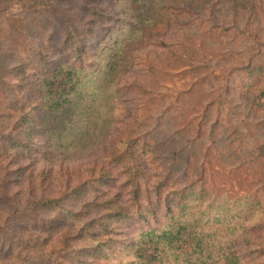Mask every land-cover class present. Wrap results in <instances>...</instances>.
I'll list each match as a JSON object with an SVG mask.
<instances>
[{
	"label": "trees",
	"instance_id": "trees-1",
	"mask_svg": "<svg viewBox=\"0 0 264 264\" xmlns=\"http://www.w3.org/2000/svg\"><path fill=\"white\" fill-rule=\"evenodd\" d=\"M183 1L191 4L203 0H171L168 10L172 15H180L178 11L185 9L179 5ZM232 1L245 18L264 4ZM46 2L0 0V13L41 7ZM75 2L74 11L50 5L63 36L56 32L47 35L43 45L16 70V92L22 90L31 101L7 104L8 124L0 127V252L13 248L18 252H48L68 261L83 254L90 261L82 264H101V259L110 264L104 251L105 237L111 233L112 220L124 217L128 208L113 187L122 177L129 203L137 205L142 200L141 155L155 154L154 138L138 135L133 120L105 163L63 171L62 179L50 171L30 169L26 158L38 139L49 158L80 153L105 135L114 75L128 64L136 41L155 23L164 24L166 0H110V6L101 5L100 0ZM108 10H113V17ZM110 18L115 26L109 27L89 53L90 35L97 34ZM255 21L259 20L245 22L243 38L248 49L238 68L249 76L245 93L254 107L263 110L264 60L254 51L264 45V25L254 27ZM64 49L71 50L73 62L48 59L49 52ZM30 63L34 64L33 71L28 69ZM254 77L259 81L254 83ZM260 149L249 151V155L253 174L263 186ZM193 184L167 190L176 201L163 199L165 223L142 231L136 242L125 246L131 258L119 264H243L246 260L264 264V195L232 196L208 184ZM154 185L152 192L163 195L166 181L158 176ZM237 242L244 244V255L236 251Z\"/></svg>",
	"mask_w": 264,
	"mask_h": 264
},
{
	"label": "rangeland",
	"instance_id": "rangeland-1",
	"mask_svg": "<svg viewBox=\"0 0 264 264\" xmlns=\"http://www.w3.org/2000/svg\"><path fill=\"white\" fill-rule=\"evenodd\" d=\"M48 1L41 7L7 8L8 11L0 13L1 128L8 124L7 104L31 101L22 90L16 92L17 68L29 60L27 56L35 48L43 45L47 35L56 32L63 36L50 5L69 11L76 9L75 0ZM100 4L110 6L111 2L100 0ZM170 4L171 0L164 2V24L155 23L136 41L128 64L114 75L111 117L105 135L80 153L49 158L38 139L26 158L30 169L50 171L62 179L63 171L105 163L106 156L121 141L125 127L133 120L138 135L154 138L155 154L141 155V180L145 185L142 200L137 205L129 203L121 186L122 177L113 187L128 208L124 217L112 220L111 233L105 237L108 240L104 251L109 254L110 264L130 260V250L125 246L136 242L142 231L165 223L167 208L163 199L169 203L175 200L167 191L170 187L183 189L191 183H203L232 196L254 192L260 197L264 195V185L254 176L249 155V151L260 146L263 156L258 161L264 159V109L253 106L252 98L245 93L249 76L238 68L243 65L248 49L243 38L245 22L256 18L259 21H255L254 27L264 25V4L247 18L235 9L232 0L191 4L183 1L179 5L185 9L176 16L168 10ZM108 11L113 17V10ZM113 21L110 18L97 34L90 35L89 53L107 35L109 27L115 26ZM254 53L264 60V45L256 47ZM48 59L73 62L74 56L71 50L64 49L49 52ZM30 64L28 69L33 71L34 64ZM258 81L259 78H253L254 83ZM158 176L166 181L163 195L152 192ZM235 248L244 255V244L237 242ZM54 259L62 264L90 261L83 254L68 261L48 252H18L17 248L0 252V264H56ZM100 262L106 264L104 259ZM243 264L250 263L246 260Z\"/></svg>",
	"mask_w": 264,
	"mask_h": 264
}]
</instances>
